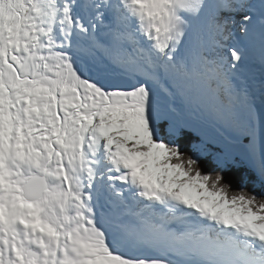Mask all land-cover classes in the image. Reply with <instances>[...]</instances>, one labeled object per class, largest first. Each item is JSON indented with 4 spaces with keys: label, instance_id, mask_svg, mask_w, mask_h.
I'll return each mask as SVG.
<instances>
[{
    "label": "snow or ice",
    "instance_id": "snow-or-ice-1",
    "mask_svg": "<svg viewBox=\"0 0 264 264\" xmlns=\"http://www.w3.org/2000/svg\"><path fill=\"white\" fill-rule=\"evenodd\" d=\"M0 264H264V0H0Z\"/></svg>",
    "mask_w": 264,
    "mask_h": 264
}]
</instances>
